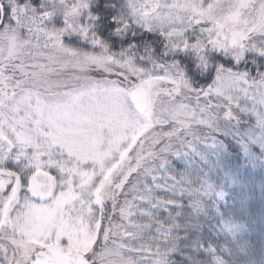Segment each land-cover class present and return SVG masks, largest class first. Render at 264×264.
<instances>
[{"label":"snow or ice","instance_id":"1","mask_svg":"<svg viewBox=\"0 0 264 264\" xmlns=\"http://www.w3.org/2000/svg\"><path fill=\"white\" fill-rule=\"evenodd\" d=\"M233 122L264 145V0H0V264H176L227 193L161 171Z\"/></svg>","mask_w":264,"mask_h":264},{"label":"trees","instance_id":"2","mask_svg":"<svg viewBox=\"0 0 264 264\" xmlns=\"http://www.w3.org/2000/svg\"><path fill=\"white\" fill-rule=\"evenodd\" d=\"M218 137L226 145L228 154L225 159L228 163L230 162L232 171H239L238 166L243 163L242 154H240L239 149L236 148V145L228 137L220 135ZM171 162L175 170L172 169V174L169 173L168 175H187L194 181L201 176L208 175L217 184H224L222 183L223 178H221L224 174H222L223 172H221L219 167L211 168L203 166L198 170L193 169L194 171L190 172L184 169V164L181 160ZM262 163L261 169L257 170H260L257 172V176H254L256 171L251 172V176L249 174L242 176L243 183H249L242 191L244 193L247 192L251 196L249 209H247V213L241 216L246 226V232L235 237V239L226 235L219 226L220 220L217 217L216 210L213 208L211 199L204 198L205 213H201L198 217L191 219L190 223L194 224V227L185 226V215L179 217L181 227L177 229V232L181 238L177 241L176 255L174 257L176 264H207L210 257L205 252L199 250L198 244L201 242L215 245L228 264H264V202H258L259 199L264 197V181L261 180L264 177V161ZM162 174L167 175L164 172ZM259 174L262 177L258 176ZM257 190L261 191L262 196L258 194ZM155 194L160 197L169 195L167 192L160 190H156ZM188 201L189 198L184 197L185 213L187 212ZM232 207L228 205L226 209L221 208L220 210L223 215L235 216L234 207ZM176 211L178 210H172V212ZM156 215L161 219H169V213L165 210H156Z\"/></svg>","mask_w":264,"mask_h":264},{"label":"rangeland","instance_id":"3","mask_svg":"<svg viewBox=\"0 0 264 264\" xmlns=\"http://www.w3.org/2000/svg\"><path fill=\"white\" fill-rule=\"evenodd\" d=\"M250 124V120L247 116H243L241 118V123L239 125V131L244 132L248 129ZM237 128L233 122V124H226L221 126V130L216 133V138L222 145L219 150L212 149L208 145H198L196 153H188L187 155H182L180 157L169 156L167 163L165 165V169L161 171V173L172 174L173 163L171 161L181 160L184 164V169L191 171L198 170L203 166L206 167H219L221 169L222 174H224L221 178L223 187L227 193V203L224 201L218 202L219 212H217V217H219V226L221 230L228 236L232 237V234L228 231V228L224 227L227 224L229 227H234L239 229L236 232L235 237L240 236L241 234L246 232V226L241 219V216L244 213H247V209H249V201L251 200V196L248 195L247 192H243L242 189L247 187L249 183H243L242 176H246L249 174L251 176V172H255L254 176H257L258 169H261L264 161V145L260 143L253 142L247 146V150L238 142L236 138ZM228 137L236 148L239 149L240 154H242L241 158L243 159V163L238 166L239 171H232L230 162L226 161V155L228 154L225 143L219 140L218 136ZM224 156V158H223ZM225 159V160H224ZM204 164V165H202ZM173 169V170H172ZM183 171V170H180ZM250 172V173H249ZM161 175V174H160ZM166 175V176H167ZM258 176H261L260 174ZM165 175H161V178H164ZM262 177V176H261ZM260 179V178H259ZM264 181V177L261 178ZM256 181V180H255ZM163 183V179H161ZM221 183V181H220ZM244 190V189H243ZM258 194L262 196L261 191L257 190ZM212 201V200H211ZM259 203L264 202V197L259 199ZM264 204V203H263ZM213 205V201H212ZM231 205L234 207L235 216L223 215L221 212V208H225L226 206ZM232 207V208H233ZM214 208V207H213ZM216 210V208H214ZM158 210V209H157ZM229 214V213H228ZM233 238V237H232ZM220 252V251H219Z\"/></svg>","mask_w":264,"mask_h":264}]
</instances>
